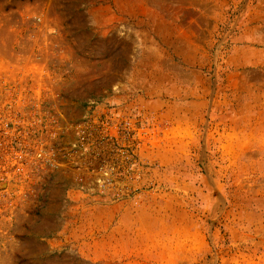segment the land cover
<instances>
[{"label":"rangeland","instance_id":"374dc122","mask_svg":"<svg viewBox=\"0 0 264 264\" xmlns=\"http://www.w3.org/2000/svg\"><path fill=\"white\" fill-rule=\"evenodd\" d=\"M15 85L64 162L0 182V264H264V0H0Z\"/></svg>","mask_w":264,"mask_h":264},{"label":"built area","instance_id":"2783aa9c","mask_svg":"<svg viewBox=\"0 0 264 264\" xmlns=\"http://www.w3.org/2000/svg\"><path fill=\"white\" fill-rule=\"evenodd\" d=\"M30 93H47L37 89H27L15 85L10 106L16 108L17 114L11 119L0 116V182H26L39 176H47L58 169L64 162L61 154L56 161L58 146L63 147L64 134L56 135L50 130V123L41 114V117H21L19 110L42 108L40 99L26 101L22 96ZM32 95V94H30ZM96 110L93 111V114ZM35 115V114H33Z\"/></svg>","mask_w":264,"mask_h":264}]
</instances>
